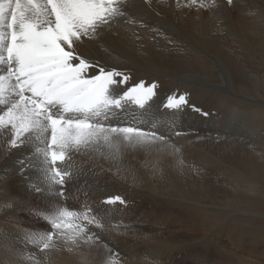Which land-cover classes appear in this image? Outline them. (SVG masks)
Segmentation results:
<instances>
[{"label": "bare ground", "instance_id": "obj_1", "mask_svg": "<svg viewBox=\"0 0 264 264\" xmlns=\"http://www.w3.org/2000/svg\"><path fill=\"white\" fill-rule=\"evenodd\" d=\"M249 1H255L254 5L215 0L214 7L201 8L186 6L187 0H179V6L178 0H127L126 17H118L111 27L78 44L77 52L97 65L89 75L98 73L99 67L119 71L129 76L119 86L122 91L141 81L157 85L150 112L127 105L124 111L117 110L118 117L111 122L126 125L155 119L159 130L181 151L124 148L117 162L96 153L73 152L70 162L60 165L72 172L71 177L49 191L42 182V158L36 156V142L9 148L6 137L0 135V264H27L18 251L36 252L40 264H81L82 257L88 264H105L110 252L101 244L53 252L45 260L43 253L26 246L24 237L26 232L49 227L42 226L45 221L37 222L38 227H23L22 219L25 212L50 210L54 204L75 210L87 204L106 210L102 219L110 222L105 217L108 210H118L120 203L105 201L115 196L149 197L146 202L154 206L160 201L157 198L169 205L174 196L201 203L195 212L208 234L197 239L189 236L192 254L184 264H264V0ZM205 2L211 4V0ZM128 19L135 23L126 22ZM242 53L250 54L249 68ZM173 93L187 97L180 112L163 108L166 97ZM200 105L205 109L200 110ZM240 125H247V134L238 130ZM189 143L203 153L193 154ZM193 163L205 171L195 172ZM214 171L215 176L211 175ZM32 185L43 191L37 192ZM116 222L121 219L111 223L117 227ZM161 259L156 256L153 264H171Z\"/></svg>", "mask_w": 264, "mask_h": 264}, {"label": "snow or ice", "instance_id": "obj_2", "mask_svg": "<svg viewBox=\"0 0 264 264\" xmlns=\"http://www.w3.org/2000/svg\"><path fill=\"white\" fill-rule=\"evenodd\" d=\"M192 5L214 7L215 0L210 5L205 0H187L186 6ZM127 7V0H0V135L6 137L9 148L36 142V156L42 158V182L49 191L71 177L72 172L60 165L69 163L73 152L96 153L117 162L124 148L181 151L159 130L155 119L126 125L111 122L118 117L117 110L124 111L127 105L150 112L155 83L141 81L122 91L119 86L129 76L104 67L89 75L97 65L77 52L84 38L111 27L118 17H126ZM126 22L135 23L132 19ZM186 104L185 94L173 93L166 97L163 108L180 112ZM20 163L23 169L24 162ZM32 187L43 191L38 185ZM117 202L126 203L120 196L105 201L109 205ZM36 215L50 230L26 232L24 239L45 260L53 252L101 244L100 232L92 228L102 232L103 219L87 204L81 210L54 204ZM17 255L27 264H40L36 252L18 251ZM81 264H88L86 257ZM105 264L122 262L110 251Z\"/></svg>", "mask_w": 264, "mask_h": 264}, {"label": "rangeland", "instance_id": "obj_3", "mask_svg": "<svg viewBox=\"0 0 264 264\" xmlns=\"http://www.w3.org/2000/svg\"><path fill=\"white\" fill-rule=\"evenodd\" d=\"M240 1H241V3H239V4H241V5L248 4V5H252V6L254 5V2H255V1H252V3H250L249 0H240ZM249 40H251V39H249ZM243 57H244V59H243L244 60V64H246L247 67L249 68V65H248L247 61H248V59L250 57V54L249 55L245 54ZM219 62L221 63V60ZM218 66H219V63H218ZM223 66H224V63L222 65H220V67H218L217 70L218 71H219V69L222 70ZM197 80H199V79H197ZM225 86L226 85L224 84L223 87L225 88ZM195 103H197V102L195 101ZM202 104H205V103L202 102ZM200 108H201L200 110L205 109V105H202V106L200 105ZM197 111H199V110H197ZM192 114H193V112L191 113V115H189V117L192 116ZM201 115L203 116V114H201ZM208 115L211 116L212 114H209L208 113ZM246 115L247 116L245 117V119H248V113ZM203 117L205 119L204 122H207L208 119L205 116H203ZM188 120H189V118H188ZM243 126L244 127H242L240 125V128H238V127L237 128H238L239 131H242L243 132V135H245V134H247L248 127H247V125H243ZM191 127L192 126H190V128ZM193 127H195L194 124H193ZM188 145H189V148L188 149H191V152H193V154H196V156H197V154L200 155L199 153H203L202 151L198 150L195 147L194 144L189 143ZM189 151L190 150H188V153H187L188 155L190 154ZM191 165H193L195 167V172H202V169L205 171V168L202 165L196 164V166H195L194 163L191 164ZM212 174H213V176H215L216 175V172L214 171V172L211 173V175ZM120 197L126 203L119 204V202H117L119 204L118 210L117 209L116 210L109 209L110 211L108 210L107 215L105 217L106 218H111L112 221H115L116 219H121V223H117L116 222V225L118 224V226L116 227V226H114L115 224H112L111 223L112 221L109 222L107 220L109 223L108 222H103L106 229H103L102 232H101L100 229H96L94 227L92 228V231H94V232H99L100 231V234H102L101 235V245L103 246V248L106 249V250H108L109 252L111 251V253H116L120 257H122V263L123 264H129L130 262H134V264H140V263L141 264L142 263L143 264H153L154 260L156 259V256H158L159 258L162 257V259H161V262L162 263H167L168 260H169V262L171 264H184V261L187 262V260L191 258L190 255L192 254L191 251L189 250V244H188V240H190V237L189 236L194 237V239H197L199 236H201V234L202 235L203 234H206V233L208 234L207 229H205L203 227L202 217L200 216L199 213L195 212L196 210L199 211L198 209H199L200 204H201L199 202L191 201V200H189V199H187L185 197L182 198L180 196H174V197H172L171 203L169 205H165L163 203H160L161 201L162 202H164V201L161 200V199H159V198H157L160 201H159V203H157L154 206L153 204H149V203L146 202V200L148 201V198L149 197L141 198V200H138V199H136V200L130 199V197H125L124 198L123 196H120ZM83 203L84 202H81L80 205L83 204ZM74 204H77L78 205V202H74ZM92 210H93V212H95L94 214H96V215L98 214V216L101 215L100 217L104 216L105 215L104 212H106V210L104 211V209H97V210L92 209ZM125 210H127V211H125ZM46 211H48V210H46ZM152 211H154L155 213L152 212ZM35 213L36 212H25L26 215H24V217L22 219L23 222H24V226L23 227H28V228L38 227L39 226L38 223H41L42 224L44 222V220L42 218H40L38 215H36ZM125 213L126 214L128 213V215H125ZM132 215H133V217H132ZM144 215H146V217ZM111 216H113V217H111ZM149 218H153L154 220H151ZM136 220H140V221H136ZM44 225L46 227H49V229H50V226L47 224L46 221L42 224V226H44ZM126 227H127V229H126ZM163 228H165V229H163ZM160 229H162L163 233H161L162 231ZM96 230H99V231H96ZM163 236L164 237L166 236V239ZM137 237H139V238H137ZM119 240H120V244L121 245L119 244ZM167 240L170 242V244H167V243H169ZM117 241H118V243H117ZM185 242H187V243H185ZM112 243H114V244H112ZM196 246L197 245H195V247ZM155 247H156V249H155ZM133 248H134V250H133ZM197 249H198V246L196 248V251H197ZM154 250L157 252L156 254H153L152 253V251H154ZM185 251L187 252V255H186V252ZM97 252H99V251L97 250ZM163 253L165 255H168V258L169 259L167 258V256H164ZM122 255H125V256H122ZM147 255H149V256H147ZM152 256H154V257L152 258ZM146 257L147 258L149 257V258L147 259ZM138 258H140V259H138ZM252 259H254V257H252ZM143 261H146V262L144 263ZM164 261H167V262H164Z\"/></svg>", "mask_w": 264, "mask_h": 264}]
</instances>
